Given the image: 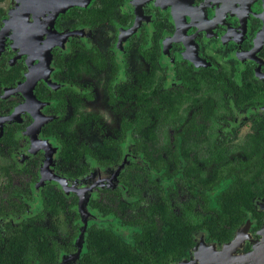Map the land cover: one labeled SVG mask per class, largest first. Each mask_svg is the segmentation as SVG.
I'll return each mask as SVG.
<instances>
[{
  "label": "flooded vegetation",
  "instance_id": "1",
  "mask_svg": "<svg viewBox=\"0 0 264 264\" xmlns=\"http://www.w3.org/2000/svg\"><path fill=\"white\" fill-rule=\"evenodd\" d=\"M245 171L256 211L233 227ZM261 201L264 0H0L2 235L45 226L57 264H93L98 233L141 252L184 228L166 264H251Z\"/></svg>",
  "mask_w": 264,
  "mask_h": 264
},
{
  "label": "trees",
  "instance_id": "2",
  "mask_svg": "<svg viewBox=\"0 0 264 264\" xmlns=\"http://www.w3.org/2000/svg\"><path fill=\"white\" fill-rule=\"evenodd\" d=\"M238 175V178H241L236 181L235 188L226 192L220 203L221 221H227L225 215L232 216L233 227L244 219L247 210L256 211L252 205L251 192L246 186L250 173L245 171ZM163 219L168 221L167 218ZM211 222L213 226L211 230L215 231V223ZM28 224L26 221L16 225L9 223L6 234L0 233V264H57L59 248L68 249L70 246H64L52 238L32 234L51 229L41 225L36 226L34 223L29 224L30 228H27ZM74 229L77 232V228ZM164 230L165 237L162 239H157L154 235H149L150 232L144 231L139 238L141 252L122 243L113 242L112 237L106 236L105 233H98L93 238V264H166L167 257L171 256L170 259L173 260L190 238L184 228L170 230L169 227L164 226ZM90 250L84 251L83 264L89 263L87 258Z\"/></svg>",
  "mask_w": 264,
  "mask_h": 264
},
{
  "label": "water",
  "instance_id": "3",
  "mask_svg": "<svg viewBox=\"0 0 264 264\" xmlns=\"http://www.w3.org/2000/svg\"><path fill=\"white\" fill-rule=\"evenodd\" d=\"M62 180V179H61ZM92 188V187H90ZM88 189H84L81 190V205H80V212L82 213V215L84 216L83 219L84 221H86V213H87V196L85 194V192ZM257 208L259 210H264V201H261L258 205ZM86 228V225L84 226V228L82 229V234L84 233V229ZM263 234V239L261 241L260 244H258L255 248V250H253L248 256V261L251 264H264V230L262 231ZM236 241V239L234 240V242ZM233 242V243H234ZM70 258V257H69ZM62 264H67V261L64 260L62 262Z\"/></svg>",
  "mask_w": 264,
  "mask_h": 264
}]
</instances>
